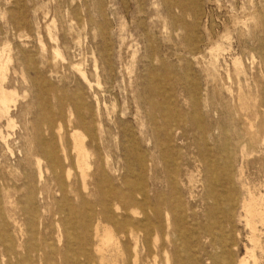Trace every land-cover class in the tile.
<instances>
[{
	"label": "rangeland",
	"instance_id": "rangeland-1",
	"mask_svg": "<svg viewBox=\"0 0 264 264\" xmlns=\"http://www.w3.org/2000/svg\"><path fill=\"white\" fill-rule=\"evenodd\" d=\"M2 89L0 264H264V0H0Z\"/></svg>",
	"mask_w": 264,
	"mask_h": 264
},
{
	"label": "bare ground",
	"instance_id": "bare-ground-1",
	"mask_svg": "<svg viewBox=\"0 0 264 264\" xmlns=\"http://www.w3.org/2000/svg\"><path fill=\"white\" fill-rule=\"evenodd\" d=\"M81 74H82L81 76L83 77V79L85 81H87L85 73L84 74L81 73ZM8 104H9L8 94L6 93V91L4 89H2L1 96H0V106L8 111V109H9L8 108ZM77 109H79V108L76 107V111H77ZM49 120H50L49 117H46V119L44 121L45 124L50 123ZM85 129H86L85 131L88 134H92L91 131L88 130L87 126H86ZM72 137H73V142H74V145H73V150L74 151L73 152L75 153L74 165L81 172L82 181H83L82 182L83 190L84 191H88V185L86 183V178L88 177V171L91 168V164L89 162L90 158H91V155H90V152L88 151V148H87L86 137L85 136H81L77 132H75ZM47 159H48L47 160L48 167L56 172L55 174L57 176V181L56 182H57V185H58V189H59L61 195H63L64 199L67 198L69 194H73L75 196V198H77L79 196V193L75 192L72 189V185L70 184V179L72 177L71 168H69L68 170H65V179L63 180L57 174V171L61 170L63 168L62 162L59 160V158L56 155H54L53 153H51V155L49 153L47 155ZM40 167H41L40 162H38V169H39L40 176H41ZM208 175L211 176L210 171H208ZM207 182H208L209 197L213 200V205H212V207L210 209V214H213V213L217 212V203H218L220 198H217L218 197L217 193L214 191V189H215V187H214L215 179L214 178H211V179L209 178V180ZM96 187H97L98 195L100 197V200H99L98 204H99L100 207H102L101 203L104 201V198H106L108 195L109 196L113 195L114 193H112V192L111 193L110 192L106 193L105 191L102 190L100 184H97ZM140 197H141L140 201L141 200L145 201L147 195L142 193L140 195ZM245 207H246V211H247V213H248V215H249V217L251 219L250 226L255 231V229H256L255 228V219H261L262 223H264V212L257 207V204L255 202H250V203L246 204ZM69 212H70L71 215H72V213H75L73 209H71ZM91 213H93L92 208H90L89 210H86V212H85L86 215H90ZM158 213H159L158 210H156L155 214L158 215ZM101 225L102 224H101L100 221L96 222V224L94 226V236H95V238H100L103 246L104 245L106 246V244H104L105 242L110 245L114 241V238L110 234L107 233L108 230H110V229H109L108 226H104L103 230H101ZM88 227H89L88 222L83 221L81 223V225L79 226V231L85 232L88 229ZM103 232H104V235H102ZM216 241H217V245L220 247L221 250H226L227 242H226L225 239L218 237L216 239ZM252 242L257 244L256 243L257 241H256L255 238L252 240ZM102 250H103V248H101V247L98 249L99 252H102ZM248 253H251L252 256H253L254 252L252 250V251H250ZM84 254H85L84 256H86V253H84ZM102 259H104V257H102ZM211 260L215 264H229L230 263V262H228L227 258L224 257V254L223 255L222 254L221 255L218 254L217 250L213 254V256L211 257ZM63 263L64 264H77L76 262H74L73 260H71L69 258H67V259L64 258L63 259ZM153 264H157V263L154 262ZM165 264H172L171 260H170V257H166V263ZM237 264H248V261H247L246 258H242V259H240V261Z\"/></svg>",
	"mask_w": 264,
	"mask_h": 264
}]
</instances>
